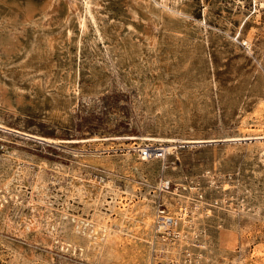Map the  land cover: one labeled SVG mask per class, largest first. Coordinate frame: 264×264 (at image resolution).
I'll return each mask as SVG.
<instances>
[{"label":"rangeland","instance_id":"374dc122","mask_svg":"<svg viewBox=\"0 0 264 264\" xmlns=\"http://www.w3.org/2000/svg\"><path fill=\"white\" fill-rule=\"evenodd\" d=\"M19 1L0 124L56 143L0 129V264H264V0H153L151 48L133 0Z\"/></svg>","mask_w":264,"mask_h":264},{"label":"bare ground","instance_id":"6f19581e","mask_svg":"<svg viewBox=\"0 0 264 264\" xmlns=\"http://www.w3.org/2000/svg\"><path fill=\"white\" fill-rule=\"evenodd\" d=\"M67 4H68V18L66 19V21H68L70 18H72V16H76V14L79 12L80 8L79 5L81 4V1L83 0H66ZM53 0L50 2L49 6H53ZM86 9H84V11H86V15H84V12H82L79 16H78V26L85 31L87 29V17L88 15H90L93 19H94V9L93 6L95 5L94 1L92 0H84ZM133 4L138 6L139 8H141L144 12H145V16L147 19V26L150 28V32L147 34V45L149 48H151L152 46H154L156 44L157 41V35L155 33V31H157L159 29V26L161 25L163 19L165 18V14L168 13L165 8H159L157 6V4L154 3L153 0H133ZM14 5H20V1L19 0H0V9L2 8L3 11V15L8 16V13L10 12L11 14L14 11ZM21 6V5H20ZM45 7V6H44ZM58 7V6H57ZM59 9V8H58ZM39 12V10L37 9V7L35 6L34 3L29 2L28 5L26 6V17L28 21L34 20V18L36 17L37 13ZM42 14H45V9L41 10ZM9 13V16H11V14ZM170 13V12H169ZM171 16L176 15V12H171L170 13ZM208 14V9H205V15ZM137 16V15H135ZM227 16V15H226ZM250 19H247V16L243 17L240 25L237 27V32L235 34L239 35L238 39H241V37L244 34V30L248 24ZM42 21L43 18H40L39 20H36V26L37 28L42 26ZM193 23V22H192ZM197 23V22H196ZM64 36V34H63ZM234 36V37H235ZM60 37V35H59ZM233 37V38H234ZM68 40H72V30L69 29L65 35V38L62 37L61 39H57V44L61 45L63 43V41H65V39ZM168 43V42H167ZM56 44V43H55ZM244 44L246 46H248L250 49H252V45L253 42L250 40H245ZM7 49L13 51H23L22 50V44L21 43H17L14 42L12 40H7L5 42V45ZM135 45H129L126 47V53L129 57H134L136 54H138L139 50H135L134 49ZM248 48V49H249ZM141 51V50H140ZM21 53V52H20ZM162 54V53H161ZM160 64V63H159ZM164 71V70H163ZM165 74V73H164ZM80 100V99H79ZM9 114V113H8ZM9 126V125H8ZM0 129H4V130H11L15 131L16 133H19V131L13 129V128H9L5 125L0 124ZM22 135H27L28 137H33V138H38V139H42L46 142H50V143H56V140H53L51 138H43V137H38L37 135H33V134H23V133H19ZM120 139V138H119ZM260 140V139H264V136H259V137H247V138H237V141L240 140ZM63 140V139H62ZM98 140V139H97ZM77 142V141H76ZM177 142V141H176ZM199 142V141H198ZM223 142V141H222ZM45 143V142H44ZM180 144V143H179ZM188 144V143H186ZM190 144V143H189ZM200 144V143H199ZM51 145V144H50ZM184 145V144H183ZM5 146V145H4ZM56 146V145H55ZM161 146V145H160ZM164 147H166L164 145ZM263 147V146H262ZM264 148V147H263ZM175 149H177V147L173 144V145H169V147H166L164 149H161L163 152H155L154 154L159 157V156H163L165 153H171L173 152ZM182 157V156H181ZM203 157V156H202ZM209 157V156H208ZM207 157V158H208ZM200 158V157H199ZM202 160V159H201ZM189 162V161H188ZM187 163V162H186ZM175 166V165H174ZM32 167V166H31ZM164 176V175H163ZM221 176V175H220ZM164 179V178H163ZM172 182V181H171ZM166 184H169L170 181H165ZM213 184V183H212ZM36 185V184H35ZM171 185V184H170ZM228 187V186H227ZM226 187V188H227ZM173 188V187H172ZM187 189V188H186ZM171 191V190H170ZM179 192V191H177ZM258 192V191H257ZM209 194V193H208ZM214 194V193H213ZM236 199V198H235ZM242 205V204H241ZM198 208V207H197ZM232 211V210H231ZM115 214V213H114ZM240 214V213H239ZM87 217V216H86ZM193 217V216H192ZM78 220V219H75ZM159 223V222H158ZM179 223V222H178ZM208 226V225H207ZM103 229H105L107 235H110L112 233L111 228L109 229V227H103ZM166 229V228H165ZM159 232V231H158ZM205 245H202V248ZM68 250V249H67ZM77 252V251H76Z\"/></svg>","mask_w":264,"mask_h":264},{"label":"built area","instance_id":"2783aa9c","mask_svg":"<svg viewBox=\"0 0 264 264\" xmlns=\"http://www.w3.org/2000/svg\"><path fill=\"white\" fill-rule=\"evenodd\" d=\"M144 156H147L149 153L147 151L143 152Z\"/></svg>","mask_w":264,"mask_h":264}]
</instances>
